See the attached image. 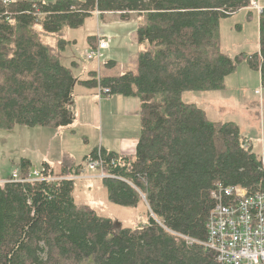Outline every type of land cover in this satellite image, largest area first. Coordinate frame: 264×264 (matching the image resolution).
Segmentation results:
<instances>
[{
	"label": "trees",
	"instance_id": "1",
	"mask_svg": "<svg viewBox=\"0 0 264 264\" xmlns=\"http://www.w3.org/2000/svg\"><path fill=\"white\" fill-rule=\"evenodd\" d=\"M250 1L15 0L7 6L0 0L3 131L73 123L76 78L62 62L73 41L61 36L63 30L82 27L96 11L139 16L136 33L145 49L137 69L102 77L94 70L80 83L139 97L136 153L96 147L90 154L109 175L102 179L108 200L136 207L144 198L148 214L144 225L119 228L76 202L71 179L0 183V264H219L217 253L201 244L215 205L211 192L219 184L264 192L261 155L236 122L211 121L181 96L224 89L243 61L260 71L264 87V7L258 52L233 58L220 43L221 20ZM55 36L53 46L47 37ZM30 169L23 162L21 175ZM41 171L56 176L48 163Z\"/></svg>",
	"mask_w": 264,
	"mask_h": 264
},
{
	"label": "rangeland",
	"instance_id": "2",
	"mask_svg": "<svg viewBox=\"0 0 264 264\" xmlns=\"http://www.w3.org/2000/svg\"><path fill=\"white\" fill-rule=\"evenodd\" d=\"M257 2L264 7V0ZM249 7V9H240L231 17L221 20L219 29L221 48L233 58L238 54L252 55L260 50L259 14L262 9L260 10L261 6L259 8L252 3ZM93 15L94 18H88L84 26L71 29L67 34L74 37L75 41L65 49L68 50L69 47V55L80 62L87 61L86 56L92 49L89 41L102 37L103 34L98 33V30H103L107 23L104 17L99 16L103 15L99 11ZM49 41L55 46L54 38H50ZM124 51L127 59L135 54L133 48L129 51L124 47ZM116 55L120 57V53H117L113 47L108 48L101 61L105 62L106 59ZM94 62L98 65L97 61ZM249 67L247 61L241 62L237 70L227 76L225 88L222 90L187 91L181 97L187 104L193 103L203 109L211 121L236 122L240 127L241 135L259 155L263 154L260 156L262 158L264 156V87L260 71ZM80 90L77 87L73 91L75 103L73 123L58 127L17 125L11 130H0V180L6 181L16 171L23 175V171L20 170L23 162L30 163L31 168L40 171L43 164L48 163L50 168L54 169L56 178L61 177L62 169L66 166L68 174L63 177L75 182V200L79 205L89 206L110 217L119 228L144 225L148 222L147 204L144 198L136 207H124L110 202L102 180L107 174L105 169L90 168L86 160L92 156L90 153L98 146L123 151L121 146L123 139L127 143H137L135 140L138 141L141 132L140 113L125 114L126 108H123L118 101L110 107L111 112L109 108L104 110L100 103L91 100L90 108H79L88 101L85 100L84 95H80ZM116 97L120 98L119 100L125 98L123 95ZM104 98L105 95L100 102L104 101ZM130 100L140 103L138 96H130Z\"/></svg>",
	"mask_w": 264,
	"mask_h": 264
},
{
	"label": "built area",
	"instance_id": "3",
	"mask_svg": "<svg viewBox=\"0 0 264 264\" xmlns=\"http://www.w3.org/2000/svg\"><path fill=\"white\" fill-rule=\"evenodd\" d=\"M1 1L7 6L15 2V0ZM257 1L251 0L250 2L260 8ZM110 44L109 38L100 37L97 45L87 54V61L103 63L101 60ZM99 88L103 95H110L109 88ZM260 160L262 169H264V156ZM87 162L90 168L99 169L98 167L103 165L102 161L92 156L87 159ZM106 176L109 175H104ZM64 178L67 177L46 176L42 171L32 169L25 177L19 171L13 172L11 177L2 183L55 181ZM211 196L215 200V205L207 222V239L201 244L206 249H212L217 253L219 264H264V192L250 194L249 190L242 185L223 186L219 184L213 188Z\"/></svg>",
	"mask_w": 264,
	"mask_h": 264
},
{
	"label": "crops",
	"instance_id": "4",
	"mask_svg": "<svg viewBox=\"0 0 264 264\" xmlns=\"http://www.w3.org/2000/svg\"><path fill=\"white\" fill-rule=\"evenodd\" d=\"M17 1V0H16ZM30 1H43V2H50L55 0H30ZM261 8H263L262 5H260ZM250 7H247L249 9ZM95 15L92 17H89L91 19L94 18ZM101 17H104V20L107 21L106 26L103 30H98V33L103 34L102 37L109 38L111 40V44L109 48L113 47V49L118 53L119 55L112 56L109 59H106L105 62L96 65L94 61H84L80 62L77 60L74 56L69 55V47L66 50V54L63 57V61L65 65L70 66L73 70V75L76 78L73 91H75L78 88H80V95H84L85 100H88L86 104L80 106L79 108H90L91 101H94L96 103H100L101 106L104 108V110H107L109 108V111L111 112L110 108L115 101H118L122 104L123 108H126L124 111L125 114H137L141 107V101L140 103L137 101L130 100V96H124L125 98H122L123 100H119L120 98L116 97L117 95L122 94H112V95H105L106 98H104V101L100 102L102 99L103 94L100 91L99 87L95 88H88L80 83V81L89 79L90 72H94V70L97 71L98 77H102V75L105 76H114V75H123L126 72H133L137 69V59L138 54L140 51L145 49V46H143L138 39L137 35V29H138V23H139V16L137 14H133L129 19H122L120 17L119 13H104L103 15H99ZM85 22V21H84ZM85 24V23H84ZM84 26V25H83ZM73 28H66L62 32V35L65 39L75 41L74 37L68 36V31H71ZM97 33V34H98ZM109 36V37H107ZM50 38H54L57 40L58 37H47V41L50 42ZM100 38V37H99ZM91 39L90 42V48H92V45L95 43L97 44L98 39ZM71 47V46H70ZM124 47H126L127 50L131 51L133 48V57H130L127 59L125 57V51ZM68 52V53H67ZM113 52V51H112ZM114 53V52H113ZM108 57V55H107ZM79 61V62H78ZM107 65V66H106ZM227 83V82H226ZM209 92H215V91H209ZM115 96V98H114ZM138 99V98H137ZM74 100V97H73ZM72 100V101H73ZM91 100V101H90ZM75 106V103H74ZM140 113V112H139ZM141 121V119H140ZM135 142L138 143V141L135 140ZM137 143H127L125 139L122 140L121 146L123 148V151L114 150L111 147H104L109 151H113L115 153H119L121 155H134L137 148ZM99 147V146H98ZM263 155V154H262ZM261 155V156H262ZM86 158V156H85ZM84 158V160H85ZM87 160V158H86ZM10 178V177H9ZM8 178V179H9ZM6 179V180H8ZM5 181V179L0 180Z\"/></svg>",
	"mask_w": 264,
	"mask_h": 264
},
{
	"label": "clouds",
	"instance_id": "5",
	"mask_svg": "<svg viewBox=\"0 0 264 264\" xmlns=\"http://www.w3.org/2000/svg\"><path fill=\"white\" fill-rule=\"evenodd\" d=\"M263 9V8H262ZM97 74V73H96Z\"/></svg>",
	"mask_w": 264,
	"mask_h": 264
}]
</instances>
